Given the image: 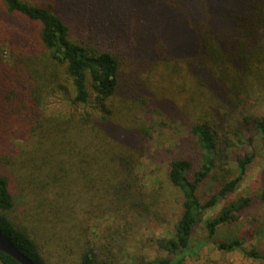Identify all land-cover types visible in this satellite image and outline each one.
<instances>
[{
    "label": "trees",
    "instance_id": "trees-1",
    "mask_svg": "<svg viewBox=\"0 0 264 264\" xmlns=\"http://www.w3.org/2000/svg\"><path fill=\"white\" fill-rule=\"evenodd\" d=\"M43 1L0 0V116L10 130L0 129V147L29 134L15 156L0 148V231L34 264H59L40 243L50 226L86 239L78 264H118L102 243L110 229L161 218L162 189L137 169L153 104L188 117L174 119L188 136L171 145L166 171L182 209L173 232L152 239L164 256L119 264H187L200 256L201 225L219 252L264 264L252 232L220 235L264 203V190L237 195L254 143L264 148V115L245 110L264 97V0ZM55 94L74 111L49 109ZM191 140L194 158L182 151ZM0 264L21 263L0 251Z\"/></svg>",
    "mask_w": 264,
    "mask_h": 264
},
{
    "label": "rangeland",
    "instance_id": "rangeland-1",
    "mask_svg": "<svg viewBox=\"0 0 264 264\" xmlns=\"http://www.w3.org/2000/svg\"><path fill=\"white\" fill-rule=\"evenodd\" d=\"M27 1L44 2L43 0ZM75 27L78 28V26ZM77 32L78 31L76 30L75 34H77ZM114 47L118 48L116 44ZM0 104H8V102L6 99H0ZM47 106L49 109L66 113L74 111L75 109L70 105L67 96L62 97L56 94L49 97ZM5 107L7 109L8 105ZM79 109L81 110L82 108L79 107ZM162 110L156 109L153 104L150 105V119L151 124H153L152 139L149 144H147L146 149L140 153V164L137 167L139 173L144 177L146 185L151 186V188L161 187L162 189V195L160 198L161 206L158 207L162 211L160 214L161 218L156 219L155 217H151L146 214L136 215L133 217V223L129 228L115 225L110 229L108 235L102 240V243L106 246L109 244L111 252L114 253V261L118 264L121 262H130L139 255H146L150 259L157 256H164L165 253L159 251L157 246L153 245L152 239L170 235L174 230L175 223L177 222V218L182 209L181 194L167 181L166 171L168 162L173 156H175V154L170 153L171 145L179 143L188 136L186 127L180 122L173 123L174 119L179 116H184L185 118L188 117H186L183 113H180V115H176V118H174L173 112H168L165 109ZM245 110L254 114L264 115V97H259L256 94L253 95L249 101L246 100ZM9 114L10 116L7 117L6 121H11L14 117V114L11 112H9ZM129 115H131V113H129ZM128 117L130 118V116ZM189 118L192 119L190 114ZM0 119L3 120L1 116ZM164 119L166 120L163 121ZM7 127L8 122H4V120L0 121V129L6 130L3 133V137H6L10 133V130L7 131ZM249 130L252 129L250 128ZM20 136L21 138L17 137L14 139L15 141L12 139L10 143H8V140L6 143H3L0 147L2 151L5 154L9 153L10 155L15 156L14 152L17 153L21 150L20 144L23 140V136L27 137L25 132L20 133ZM184 144L185 145L183 146L182 151L185 152V156L190 157L191 154L194 153L192 149L194 146L193 140H191V142L184 141ZM254 147L257 151V157L250 166L247 175L241 183L240 188L237 191V195L248 192V195L250 194L258 198L264 190V148L262 147L260 139L254 143ZM191 158L194 157L191 156ZM8 171L9 170L6 168L1 169L3 174ZM213 212L214 211H211L210 215H212ZM20 214V212H15L13 217L18 223H23L20 219ZM29 223L32 227L37 225V221L35 222V220L29 221ZM60 232L61 231L58 228L53 229L51 226L48 228V232L42 229L44 236L42 238L43 241L40 243L44 246L46 253H49L48 255H53L58 258L59 264H78L77 258L79 253L84 249L82 243L84 238L78 239L76 242L74 238H61ZM251 232L254 236L248 240V244H257V246L261 247V249H264L263 202L258 201V203L253 204L243 213V216L235 221L233 225L224 227L221 230L220 235H247L252 234ZM205 234L206 232L203 225L199 226L195 235L193 246L199 248L202 244H198L199 241L203 240L205 242L202 241L203 246L199 252L200 256L188 258L187 264H257L256 262L245 258L238 252H219L211 241L204 239ZM84 240L86 241V239ZM56 246L61 248V252L57 251Z\"/></svg>",
    "mask_w": 264,
    "mask_h": 264
},
{
    "label": "water",
    "instance_id": "water-1",
    "mask_svg": "<svg viewBox=\"0 0 264 264\" xmlns=\"http://www.w3.org/2000/svg\"><path fill=\"white\" fill-rule=\"evenodd\" d=\"M0 251L9 254L21 264H34V262L24 253H22L14 245V243L5 234L2 233V231H0Z\"/></svg>",
    "mask_w": 264,
    "mask_h": 264
}]
</instances>
